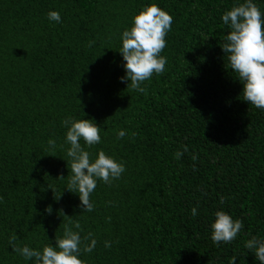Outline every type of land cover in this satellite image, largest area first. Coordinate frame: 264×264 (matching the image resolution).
Masks as SVG:
<instances>
[{"label":"trees","instance_id":"trees-1","mask_svg":"<svg viewBox=\"0 0 264 264\" xmlns=\"http://www.w3.org/2000/svg\"><path fill=\"white\" fill-rule=\"evenodd\" d=\"M235 2L0 0V264H32L13 246L54 244L75 221L82 248L88 233L97 241L81 252L84 264H259L244 241L264 238V110L240 96L220 47V16ZM152 3L173 22L165 71L141 93L120 80L119 35ZM52 10L60 23L48 20ZM66 116L92 119L101 143L88 150L125 165L111 184L97 182L91 212L65 189ZM218 210L244 227L216 246Z\"/></svg>","mask_w":264,"mask_h":264},{"label":"clouds","instance_id":"clouds-1","mask_svg":"<svg viewBox=\"0 0 264 264\" xmlns=\"http://www.w3.org/2000/svg\"><path fill=\"white\" fill-rule=\"evenodd\" d=\"M47 18L56 23L61 22L60 13L55 10L49 11ZM220 19L228 29L220 47L227 54L228 69L242 85L240 96L253 107L264 110V10L254 0H236L230 9L221 14ZM172 22L173 17L169 12L155 3L146 4L132 16L130 26L120 33L118 52L124 70L120 80L127 82L128 88L143 93L146 91L143 82L165 71L167 57L161 53L166 47L165 37ZM61 124L66 129L64 144L68 145L66 155L71 171L65 189L78 195L83 211L91 212L95 207L91 194L97 182L111 184L125 172V165L106 154L103 149L97 150L94 155L88 150L101 143L102 130L92 119L66 116ZM125 135L124 129L117 131V138ZM48 144L51 149L57 146L53 139H49ZM183 151H188L187 146H183ZM182 155L181 151L174 153L176 159ZM192 159H196L194 154ZM223 199L221 197V202ZM190 211L193 216L197 214L196 207ZM45 212L51 214V206H47ZM73 226L76 230L66 224L63 235L54 237V244L48 242L39 248L26 244L13 246V251L24 260L32 261V264H84L79 258L81 252H91L97 241L88 233L83 239H90V242L82 248L80 223L75 221ZM209 227L210 239L214 245L219 246L221 242L233 241L244 225L241 219H233L229 213L218 210ZM104 246L110 247L111 242L104 241ZM244 248L253 254L259 264H264V238L252 236L244 241ZM229 264H236V256L229 258Z\"/></svg>","mask_w":264,"mask_h":264}]
</instances>
